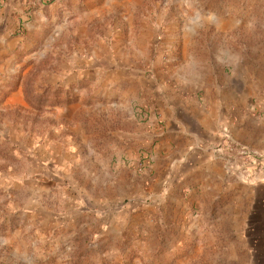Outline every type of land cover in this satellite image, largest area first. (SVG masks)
<instances>
[{"label": "rangeland", "instance_id": "374dc122", "mask_svg": "<svg viewBox=\"0 0 264 264\" xmlns=\"http://www.w3.org/2000/svg\"><path fill=\"white\" fill-rule=\"evenodd\" d=\"M56 6L40 0L0 42V264H53L59 236L61 264H264V0ZM185 71L194 105L248 86L215 151L226 177L191 176L138 248L131 229L103 234L100 208L132 217V188L155 182L153 94Z\"/></svg>", "mask_w": 264, "mask_h": 264}, {"label": "crops", "instance_id": "0c3cea01", "mask_svg": "<svg viewBox=\"0 0 264 264\" xmlns=\"http://www.w3.org/2000/svg\"><path fill=\"white\" fill-rule=\"evenodd\" d=\"M39 1L0 0L1 44L8 41L13 19L36 6ZM75 1L53 0L51 4L60 8ZM139 52H129L128 56H137ZM182 74L177 82L168 86L169 89L166 86L153 94V99H156L153 108L161 114L163 120L162 125H156L158 143L154 149L155 158L148 167H155V182L152 186L141 183L132 186L135 193L133 199L137 201L134 204H138L132 217L125 210L119 212L117 208L111 209L105 202L100 208L104 215L107 214L103 222V234H120L126 228L131 229L137 236L138 248H143V240L151 237V230L156 229L154 223L162 221L159 219L161 208L164 210L172 204L176 199L175 191L184 189L191 176L199 175L205 182L213 181V177L220 178L222 174L226 177L225 168H222V163L215 155L216 147L221 143L225 131H229L227 128H231L232 101L240 99L248 91V86L241 77L233 78L217 85L216 96L211 101L199 98L194 105L190 101L191 93L197 87V80L186 71ZM149 88L152 91L154 87L150 85ZM142 134L140 139L135 138L136 144L148 140L146 133ZM160 168L163 170H159ZM51 238H48L50 251L43 254L44 261L49 259L53 264H61L64 251L60 247H65L68 242L60 236ZM19 256V251H16L13 264H23Z\"/></svg>", "mask_w": 264, "mask_h": 264}, {"label": "built area", "instance_id": "2783aa9c", "mask_svg": "<svg viewBox=\"0 0 264 264\" xmlns=\"http://www.w3.org/2000/svg\"><path fill=\"white\" fill-rule=\"evenodd\" d=\"M47 3H51L53 0H45ZM157 122H161L160 117H156ZM150 161V155L146 152H142V155L139 157L136 163H131V165L138 171L143 172L147 164Z\"/></svg>", "mask_w": 264, "mask_h": 264}]
</instances>
